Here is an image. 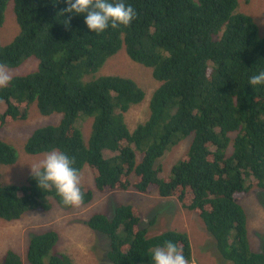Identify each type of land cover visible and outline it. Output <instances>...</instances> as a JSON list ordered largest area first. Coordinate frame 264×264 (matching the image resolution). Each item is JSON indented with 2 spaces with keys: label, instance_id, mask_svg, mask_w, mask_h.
<instances>
[{
  "label": "trees",
  "instance_id": "1",
  "mask_svg": "<svg viewBox=\"0 0 264 264\" xmlns=\"http://www.w3.org/2000/svg\"><path fill=\"white\" fill-rule=\"evenodd\" d=\"M10 1L0 0V30ZM13 1L19 33L0 44V63L15 69L34 57L39 66L0 88V129L27 120L32 105L42 116L62 114L59 124L34 130L26 153L65 152L79 172L91 168L103 194L133 189L176 198L200 216L224 260L264 264V246L257 253L250 248L243 207L251 190L264 189V85L248 83L264 70V36L254 18L239 11L240 0H123L136 19L103 33L89 30L85 15L72 14L66 26L69 15H58L66 0ZM122 49L160 84L147 120L134 130L126 114L146 102L147 92L131 78L95 74ZM86 118L94 119L89 141L80 125ZM190 137L189 151L163 176L166 154ZM20 149L0 139V166L14 164ZM80 187L83 203L70 206L54 189L40 190L31 174L20 186L0 183V218L50 210L52 201L84 207L94 193ZM86 223L109 240V264H152L153 250L166 241L193 261L187 233L151 236L137 206L118 205L112 215L94 213ZM58 241L56 231L34 235L28 263L73 264L57 250ZM0 264L23 261L9 251Z\"/></svg>",
  "mask_w": 264,
  "mask_h": 264
},
{
  "label": "rangeland",
  "instance_id": "2",
  "mask_svg": "<svg viewBox=\"0 0 264 264\" xmlns=\"http://www.w3.org/2000/svg\"><path fill=\"white\" fill-rule=\"evenodd\" d=\"M239 11L252 16L259 26L260 35L264 36V0H240ZM18 33L17 15L14 10V1L11 0L0 30V44L11 43ZM38 66L39 60L31 57L18 68L10 69V71L12 77L25 76L34 72ZM98 72L95 73L97 76L128 77L143 87L147 92L146 102L139 107L132 108L126 114V120L131 130L145 122L149 116V99L160 85L154 79L151 69L130 60L125 49H122L118 54L109 58ZM28 115L27 120L0 129V139L18 148L24 147L19 152L16 150L14 164L0 166L1 184L20 186L26 182L31 174L29 166L41 159L43 155V153L37 155L26 153L25 145L28 138L38 127L57 125L62 119V114L58 113L42 116L33 105ZM57 119L58 122H56ZM86 119L80 125L85 139L89 141L94 119ZM191 141L192 137L182 140L166 154L161 162L163 176H168L173 165L189 151ZM80 177V186L93 190L94 198L90 204L81 208L68 209L52 201L50 210H30L21 219L15 221L0 218V257H5L11 251L21 257L23 264H29L27 254L31 238L47 231H56L59 235L57 250L68 254L73 264H109L106 261L109 240L102 233L90 229L86 222L94 213L110 216L118 205H133L140 209L142 225L148 227L151 236L172 230L188 234L193 253L191 264H232L223 259L216 245L213 247V240L207 233L200 216L183 208L176 198H163L156 192L145 194L133 189L115 190L103 194L95 188L92 170L87 165L80 172ZM243 203L247 214L250 248L254 253L261 252L264 246V189L255 187Z\"/></svg>",
  "mask_w": 264,
  "mask_h": 264
},
{
  "label": "clouds",
  "instance_id": "3",
  "mask_svg": "<svg viewBox=\"0 0 264 264\" xmlns=\"http://www.w3.org/2000/svg\"><path fill=\"white\" fill-rule=\"evenodd\" d=\"M66 7L58 15L68 14L64 21L70 24L72 14L85 15V24L95 33H103L111 27H127L136 19L137 13L131 5L123 0H66ZM12 80V73L6 64L0 63V88L7 87ZM249 85H264V70L249 79ZM75 161L65 152L52 149L43 153L42 158L30 167L31 176L40 190L54 189L65 205L79 206L83 203L81 177L78 169L73 167ZM152 264H189L182 248L172 241L157 247L152 253Z\"/></svg>",
  "mask_w": 264,
  "mask_h": 264
},
{
  "label": "bare ground",
  "instance_id": "4",
  "mask_svg": "<svg viewBox=\"0 0 264 264\" xmlns=\"http://www.w3.org/2000/svg\"><path fill=\"white\" fill-rule=\"evenodd\" d=\"M91 76V75H90ZM68 255V254H67Z\"/></svg>",
  "mask_w": 264,
  "mask_h": 264
}]
</instances>
